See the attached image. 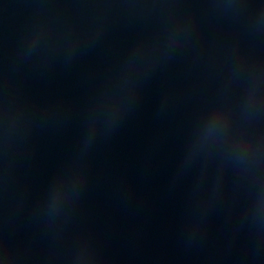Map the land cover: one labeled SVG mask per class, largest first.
<instances>
[{
    "label": "water",
    "instance_id": "95a60500",
    "mask_svg": "<svg viewBox=\"0 0 264 264\" xmlns=\"http://www.w3.org/2000/svg\"><path fill=\"white\" fill-rule=\"evenodd\" d=\"M0 264H264V0H0Z\"/></svg>",
    "mask_w": 264,
    "mask_h": 264
}]
</instances>
